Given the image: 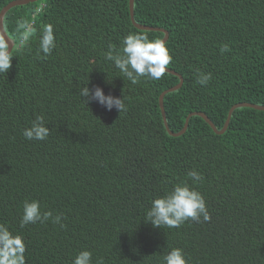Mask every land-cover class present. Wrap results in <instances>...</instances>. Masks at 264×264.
Here are the masks:
<instances>
[{
	"label": "trees",
	"instance_id": "1",
	"mask_svg": "<svg viewBox=\"0 0 264 264\" xmlns=\"http://www.w3.org/2000/svg\"><path fill=\"white\" fill-rule=\"evenodd\" d=\"M10 1L0 0V10ZM133 18L168 33L167 68L182 77L163 97L169 130L180 131L192 112L221 129L232 105L264 106V0H133ZM21 22L31 31L18 30ZM47 24L56 48L43 56ZM3 28L15 57L0 74V224L22 236L26 264H72L83 250L93 264H164L172 248L188 264H264V110L234 109L222 134L193 115L182 135H169L158 97L178 76L132 84L105 59L130 33L163 37L133 26L128 0H38L10 8ZM200 73L212 75L206 86ZM87 80L123 97L126 110L85 103ZM37 116L50 135L27 140L22 132ZM192 170L203 176L198 183ZM183 183L203 194L210 221L145 222L152 201ZM26 200L64 226H21Z\"/></svg>",
	"mask_w": 264,
	"mask_h": 264
},
{
	"label": "clouds",
	"instance_id": "2",
	"mask_svg": "<svg viewBox=\"0 0 264 264\" xmlns=\"http://www.w3.org/2000/svg\"><path fill=\"white\" fill-rule=\"evenodd\" d=\"M21 29L31 31L30 25L26 22L18 24V30ZM24 39L28 37L25 36ZM55 48L54 26L47 24L42 30L39 51L43 56H48ZM112 48L113 46L109 45L110 50L105 54V59L112 61L123 77L132 84L139 83L142 77L152 81L161 79L172 61V56L163 40H150L147 35L141 33H130L125 36L119 53L114 55ZM229 50L226 44L220 49L221 53ZM14 57L12 50H9V42L0 35V74L8 73ZM211 79V73H200L197 82L201 86H206ZM88 84L87 80L80 89V97L86 98L83 100L85 103L97 102L109 111L115 108L120 113L126 110L123 97L106 95L101 87L94 86L90 89ZM46 125L44 117L37 116L31 126L23 130L22 135L27 140H46L51 131ZM187 175L192 179L193 184L203 179L202 174L196 170L188 172ZM62 219L60 215L53 217L51 211H42L38 200H26L20 223L24 226L51 220L63 227ZM210 219L203 194L189 184L183 183L175 185L166 195L155 198L146 212L144 221L150 222L154 227L179 228L189 220L199 223ZM25 251L26 245L22 236L14 235L6 225L0 224V264H26ZM72 264H93L92 252L80 251ZM96 264H103V260L96 261ZM164 264H188V259L183 249L172 248L164 257Z\"/></svg>",
	"mask_w": 264,
	"mask_h": 264
},
{
	"label": "water",
	"instance_id": "3",
	"mask_svg": "<svg viewBox=\"0 0 264 264\" xmlns=\"http://www.w3.org/2000/svg\"><path fill=\"white\" fill-rule=\"evenodd\" d=\"M35 1H38V0H12L10 2H8L6 5H4L1 10H0V35H3L4 38L9 42V50L12 49L13 47V41L12 39H10L7 34L5 33L4 31V28H3V16L4 14L12 7L14 6H20V5H25V4H28V3H33ZM128 7H129V13H130V21L131 23L133 24V26L137 29H141V30H150V31H160L163 33V37L160 39V40H163L164 42L167 40V36H168V33L166 30L162 29V28H155V27H150V26H146V25H141V24H138L135 22L134 18H133V0H128ZM166 72L168 73H173L175 75L178 76L179 78V81L176 85L162 91L158 97V103H159V108H160V111H161V116H162V120H163V124H164V127L165 129L167 130L168 134L169 135H172V136H180L184 133V131L186 130L187 128V125H188V120L191 116L193 115H197V116H200L202 117V119L211 127V129L216 133V134H222L225 129L227 128V125H228V122H229V119H230V116H231V113L233 112L234 109L238 108V107H251V108H254V109H258V110H264V106L262 105H257V104H252V103H246V102H239V103H236L234 105H232L229 110H228V113H227V116H226V120L222 126L221 129H217L213 123L210 121V119L202 112H192V113H189L186 118H185V121H184V124H183V127L181 128L180 131L178 132H172L171 130H169L168 128V125H167V122H166V118H165V112H164V108H163V97L164 95L167 93V92H171V91H175L177 90L181 84H182V77L174 72L173 70H170L167 68Z\"/></svg>",
	"mask_w": 264,
	"mask_h": 264
}]
</instances>
